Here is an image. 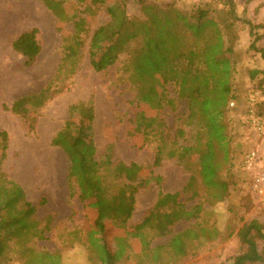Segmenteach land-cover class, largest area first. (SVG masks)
I'll return each mask as SVG.
<instances>
[{
	"label": "rangeland",
	"instance_id": "rangeland-1",
	"mask_svg": "<svg viewBox=\"0 0 264 264\" xmlns=\"http://www.w3.org/2000/svg\"><path fill=\"white\" fill-rule=\"evenodd\" d=\"M99 1L0 0V162L2 170L24 187L31 202L38 204L46 199V204L40 206L38 218L51 217L52 223L46 238L37 240L36 249L51 253L62 251V264H94L99 260L90 245H103L117 257L115 261L119 264H137L140 243L136 226L155 205L160 192L182 191L191 174L177 157L166 155L163 162L156 165V144L144 143L141 124L159 116L169 135V150L194 143L199 126L187 120V102L178 98L173 86L165 84L159 75L152 78L154 93L139 98L140 84L134 83L124 68L127 55L104 70L92 66L89 50L94 48L96 56L101 58L107 43V37L99 31L109 15L105 6L97 4ZM113 1L105 0L107 5ZM148 1L160 5L174 3L188 11L198 5L222 7L220 0ZM235 1L241 19L262 25L258 29L262 35L259 45L264 48V0ZM128 13L144 17L139 0H128ZM32 27H39L43 48L36 64L28 67L12 44L24 30ZM69 33L85 40L88 51L80 71L68 86L58 81L52 84L63 57V36ZM251 42L249 26L239 20L229 45L238 62L235 84L242 93L247 87L264 83L263 73L251 77L253 70L264 69V58L250 47ZM50 83L52 87L48 88ZM88 101L94 107L89 147L103 158L111 146L117 159L131 165L133 176L142 180L151 178L149 184L136 191L132 218L127 222L106 220L102 234L97 231L98 212L92 202L70 197L69 161L65 152L52 143L72 107ZM160 102L161 105L156 106ZM246 126L242 129V138L248 144V151L257 147L264 151V136ZM180 127L187 131L184 138L176 137ZM3 131L9 134L6 151ZM232 151L234 153L233 146ZM194 165V169L199 166L197 162ZM229 167L223 169L224 176L231 181L225 200L211 202L200 181L199 198H191L186 193L181 195V201L189 208L201 200L203 211L199 218L179 222L172 233L164 237L148 231L154 246L167 243L174 234L188 228L199 234V239L190 244L188 255L177 264H229L240 254L252 253V247L243 243L238 233L245 223L254 219L264 225V198L253 188L252 192L245 189ZM251 238L263 258L245 260L242 264H264V240L258 235ZM17 249L18 245H13L6 264H25L24 256L23 259L17 257ZM103 252L101 249L100 253ZM99 264L104 263L99 261Z\"/></svg>",
	"mask_w": 264,
	"mask_h": 264
},
{
	"label": "trees",
	"instance_id": "trees-1",
	"mask_svg": "<svg viewBox=\"0 0 264 264\" xmlns=\"http://www.w3.org/2000/svg\"><path fill=\"white\" fill-rule=\"evenodd\" d=\"M139 2L143 18L128 13V0H115L110 5L100 0L97 4L105 6L109 15V20L99 31L107 37V43L101 58L96 56L94 48L89 51L91 64L97 70H104L116 64L122 55H127L124 68L131 74L133 82L140 84L139 98L154 93L152 78L159 75L165 84L173 86L178 98L187 102V120L199 126L194 143L169 150V135L159 116L141 124L144 143L156 144L155 164L160 165L166 155L177 157L191 174L182 191L160 192L155 205L136 226L140 243L137 264H177L188 255L190 244L199 239V234L188 228L174 234L167 243L154 246L148 231L164 237L170 235L179 222L200 217L201 200L189 208L181 201L182 193L199 198L201 181L211 202L225 200L231 190V181L223 174L228 165L242 186L252 192L253 174L244 170V156L249 147L242 138V129L246 126L244 116L250 106L248 96L252 90L259 89L263 93L259 113L264 117V83L247 87L244 93L239 90L234 79L238 62L229 42L235 35L237 22L242 20L250 29V47L264 58V48L259 45L262 35L258 33L262 25L241 19L235 0H220L222 7L218 8L198 5L192 11L174 3ZM40 34L39 27H32L13 41L14 50L25 58L28 67L36 64L42 52ZM86 51L85 40L74 33L65 34L62 61L51 83L58 81L68 86L80 71ZM259 73L264 74V69L253 70L251 77L255 78ZM51 83L48 88L52 87ZM93 112L90 101L72 107L52 143L67 155L70 197L92 202L98 212L97 231L102 234L106 220L127 222L132 218L136 191L149 184L151 178L142 180L133 176L131 165L117 159L113 147L108 148L103 158L89 147ZM1 134L6 151L9 134L4 131ZM186 136L184 128L176 131L177 138ZM232 146L234 153H231ZM195 162L199 165L196 169L192 167ZM45 204L46 199L38 204L31 202L24 187L2 170L0 162V264H6L13 245H18L17 257L23 259L24 256L25 264H62V251L51 253L36 249L37 240L46 238L52 223L51 217L38 218L40 206ZM238 234L243 243L252 247V253L240 254L229 264L261 260L263 257L251 236L258 235L264 240V225L254 219L245 223ZM90 248L100 262L119 264L106 246L90 245ZM101 249L103 253H100Z\"/></svg>",
	"mask_w": 264,
	"mask_h": 264
},
{
	"label": "built area",
	"instance_id": "built-area-1",
	"mask_svg": "<svg viewBox=\"0 0 264 264\" xmlns=\"http://www.w3.org/2000/svg\"><path fill=\"white\" fill-rule=\"evenodd\" d=\"M263 93L259 89L252 90L248 96L250 106L244 116L247 127L259 136H264V117L259 113V103ZM233 104V103H232ZM244 169L253 174V190L264 198V151L257 147L246 152Z\"/></svg>",
	"mask_w": 264,
	"mask_h": 264
}]
</instances>
